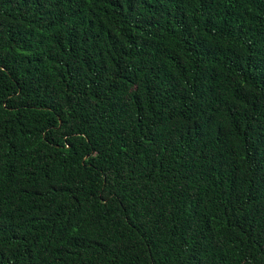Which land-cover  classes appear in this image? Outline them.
I'll list each match as a JSON object with an SVG mask.
<instances>
[{"label": "trees", "instance_id": "trees-1", "mask_svg": "<svg viewBox=\"0 0 264 264\" xmlns=\"http://www.w3.org/2000/svg\"><path fill=\"white\" fill-rule=\"evenodd\" d=\"M0 264H264V0H0Z\"/></svg>", "mask_w": 264, "mask_h": 264}]
</instances>
